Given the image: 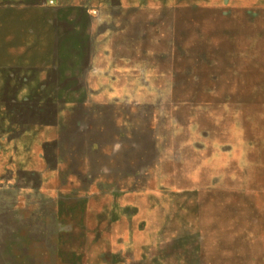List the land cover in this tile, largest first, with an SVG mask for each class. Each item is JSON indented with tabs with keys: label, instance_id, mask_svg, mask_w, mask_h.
I'll return each mask as SVG.
<instances>
[{
	"label": "rangeland",
	"instance_id": "rangeland-1",
	"mask_svg": "<svg viewBox=\"0 0 264 264\" xmlns=\"http://www.w3.org/2000/svg\"><path fill=\"white\" fill-rule=\"evenodd\" d=\"M0 264H264V0H0Z\"/></svg>",
	"mask_w": 264,
	"mask_h": 264
}]
</instances>
